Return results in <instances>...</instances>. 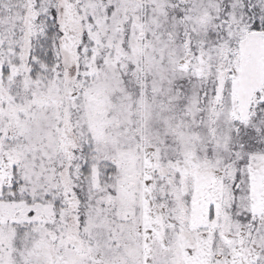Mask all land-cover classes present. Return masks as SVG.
Masks as SVG:
<instances>
[{"label": "snow or ice", "instance_id": "obj_1", "mask_svg": "<svg viewBox=\"0 0 264 264\" xmlns=\"http://www.w3.org/2000/svg\"><path fill=\"white\" fill-rule=\"evenodd\" d=\"M0 264H264V0H0Z\"/></svg>", "mask_w": 264, "mask_h": 264}]
</instances>
